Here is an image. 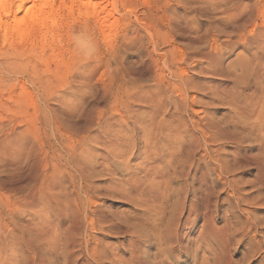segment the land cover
Segmentation results:
<instances>
[{
	"label": "rangeland",
	"instance_id": "1",
	"mask_svg": "<svg viewBox=\"0 0 264 264\" xmlns=\"http://www.w3.org/2000/svg\"><path fill=\"white\" fill-rule=\"evenodd\" d=\"M50 3L56 12L48 16L49 27L45 24L43 29L46 31L22 29L26 36L19 41L14 34L4 35L3 28L14 25L12 9L1 15L0 144L6 138L8 143L14 141L13 147L15 144L17 148L13 151L17 150H0V180L13 186L19 183L26 189L25 173L11 177L2 174L3 160L19 154L20 162L29 164L31 159H26V152L31 151L39 158L49 159L52 171L57 173L52 179L56 184L53 201H61L63 191L77 189V182L72 183L69 178L74 168L68 152L77 149L78 143L66 131L63 120L75 122L76 114L82 117V121L78 118L80 123L93 118V131L86 128L80 136L89 141L94 131L98 134L95 148L102 165L94 179L97 203L107 214L154 229L156 218L163 213L161 218L166 219L177 198L168 191L174 183L162 182L165 191L161 202L146 203L144 200L150 196L146 188L155 186L147 177L145 166L171 179L172 171L160 158L181 149L179 144L187 148V135H203L211 140L200 127L206 119L213 120L234 132L232 135L239 142L212 139L208 147L213 157L204 154L200 161L208 160L207 167L197 171L198 176L208 173L201 191L208 188L209 200L202 202L209 204L206 206L215 227L227 242L222 244V236L217 234L209 251L196 240L201 251L195 257L190 252L181 253L179 264H264V0ZM93 4L99 9L106 6L110 13L95 15ZM104 20L113 26L104 25ZM81 27L95 34L99 48L98 55L87 62L81 61L69 39V33ZM207 54L214 57L209 65L201 58ZM190 77L199 90L192 91L187 85L186 92L183 83ZM223 87L225 91L221 90ZM156 108L155 114L148 117L149 110ZM142 121H150L157 141L144 143L145 133L151 128L143 130ZM186 124L187 134L181 130ZM122 150L125 154H121ZM153 151L158 159L150 153ZM130 187H137L139 194L131 196ZM24 188L7 194L12 197L18 191L23 193ZM38 210V218H32L30 225H38L40 215L51 213ZM197 233L198 230L192 235L182 234L183 243ZM86 242L94 244L97 252L86 249ZM78 243L74 248L77 264H135L130 258L129 235L124 231L84 228L78 234ZM158 252L150 247L145 262H171Z\"/></svg>",
	"mask_w": 264,
	"mask_h": 264
},
{
	"label": "bare ground",
	"instance_id": "2",
	"mask_svg": "<svg viewBox=\"0 0 264 264\" xmlns=\"http://www.w3.org/2000/svg\"><path fill=\"white\" fill-rule=\"evenodd\" d=\"M50 2L51 0H0V22H4L1 19L2 13L8 14L12 9L13 14L12 22L14 25L10 27V29L3 28V30L5 29L4 35L7 36L9 34H14L19 41V39L21 40L25 38L26 34L22 33L25 29L34 28L40 31L43 30L47 18H49L48 16L50 14H53L54 16L56 12L52 11ZM92 7L95 15H98L99 13H110V9L106 6L99 9L97 8V5L93 4ZM103 23L108 27L113 26L112 22H106L104 20ZM199 40L203 41L204 39L201 38ZM257 48L260 47L258 46ZM201 58L206 61L207 65L214 61V57L208 54ZM214 73L219 74L217 70H214ZM174 76L177 75L174 74ZM183 85L186 92L187 85H190L192 91L199 90V87L193 82L191 77L187 79V81H184ZM204 87L207 88V85L204 84ZM221 90L225 91V88L223 87ZM161 92H163L162 89ZM145 102L149 107V101L145 100ZM192 102H194V104L196 103L195 95L192 96ZM198 104L201 105L200 102H198ZM203 104L205 105L204 102ZM243 109L245 108L243 107ZM62 111L64 112V110ZM156 111L157 108L151 112L149 110V114H147L148 117L150 114L154 115ZM63 112H61V114ZM84 113L87 114L86 112ZM52 115L54 116V114ZM76 115L79 119H82L78 114ZM88 117L91 118L90 116ZM78 118L77 121L73 122V119L72 122L70 120L68 123L63 120L66 131L69 135L74 136L78 143L77 149L72 148L68 152L70 163L74 168V173L70 174L69 178L72 183L77 182V189L72 188L68 192L63 191V198L61 201H59L60 198L58 201H53V191L54 188H56V184L52 179L56 177L57 173L52 171L48 158H39L40 156L37 157L36 154L34 155L33 152L29 151L26 152V159H31L29 164L25 161H23V163L25 162L26 164H22L18 153V157L12 156L13 158H10V156L3 160L4 171L2 174L11 177L23 175L25 173L24 175L27 177L26 182L28 186L26 184V189L24 186L22 187L25 189H23V193L19 194L18 191V193L14 195L12 194L11 197L7 194L8 192H14L19 188L22 190L19 183L17 185L14 184L15 186H13L0 180V264H57V262L60 264H77L74 248L79 246L78 234L84 228H88L91 231H97L99 229H108L110 231L112 229L117 232L124 231L128 233L129 246L131 247V251L129 250L131 252L130 258L134 260L135 264H147V261L145 262V260L148 257L147 250L150 247L157 248V250H159L158 254L160 253L159 255L163 253L166 260L169 259L171 261L166 262L167 264H173V262L179 264L182 255L181 253L186 254V252H190L194 257L197 256L198 252L201 251V244H197L196 240H199L200 243L205 245L206 249L210 251L209 246H211V242L215 240L213 237L217 234L220 237L222 231L215 227L214 219L208 208L209 204L206 203L207 207L202 202L208 199V188L201 191L204 179L206 180L209 177L208 173H198L200 175L198 176L197 171H199L200 168L207 167L208 160L200 161L204 154H207L211 158L213 157L211 153L212 151H210L208 147L211 140H218L217 137H219V140L236 143L238 140L236 136L232 135L234 132L228 131V129L220 126L216 121L206 119L205 122H203V126L200 128L207 133L208 138H212L211 140L203 138V135L199 137L194 134L191 136L187 135V140L190 141L187 148L186 145L183 146L182 144H179L181 149L173 150L171 153H167L165 158H160L164 159L166 169L172 171L171 179L163 172L155 171L154 168L148 165L145 166L146 175L149 177L150 182L154 183L153 185L155 187L153 189L146 188V193L150 196H147L144 201L148 204H158L161 202L160 196L165 191V186L161 184L162 182L168 184L170 182L174 183V186L168 187V191L177 198V202H172L168 217L163 220L161 218L163 213H160L159 217L156 218L157 225L153 229L151 226H137L136 222H131L129 220L126 221L122 216L117 217L116 214H114V216L107 214L99 203H97L95 198L98 188L95 184V178L98 167L102 165V159L100 160L98 158L100 155H96L97 151L95 148L98 134L94 131V134L89 141H86L87 137L80 136L83 131H86V128L90 129L96 126L94 123L95 120L92 118L93 122L92 119L88 118L89 120H86L85 123H80ZM83 120H85V118ZM190 120L189 121L192 122V119ZM140 124L143 130L147 129V126H150L151 128L148 129L149 132L145 133V136L147 137L144 141L145 144L158 140V135H155L152 125H150V121H142ZM182 128L183 129L181 130L185 131L187 134L188 125L186 124L185 128L183 126ZM26 138L28 137L26 136ZM13 142L12 144L8 143L5 138V143L0 144V150L5 148V150H8V148H12L11 151L15 153L17 149L13 151L16 146L14 144L13 147ZM214 143H216V141ZM124 147L125 145H123V148ZM123 151L124 150H122L121 154H125ZM150 153H152L153 157L158 159L154 151ZM22 156L24 157V154H22ZM88 156L92 158L86 160L88 159ZM215 159H217V157H215ZM215 169L218 173L221 172L220 168ZM210 171H214V169L209 170V172ZM149 174H151V177ZM59 189L60 192L63 190L61 187ZM136 189L137 187L132 190L131 187L128 189V191H132L131 196L135 197L137 196L135 194H139ZM189 189L191 190L190 195ZM21 190L20 192H22ZM43 204L44 208L42 207ZM38 208L40 211L51 210V213L49 212L50 214L43 217L40 215L39 220L37 221L38 225H30L28 222L31 221L32 218L38 216L35 211L36 209L38 210ZM197 230V237L190 236L186 238L183 243L182 234L192 235V233ZM221 236L222 239L219 238L221 240L220 242L225 245L227 242V240H225L226 237L224 238L223 235ZM93 245H91L90 242H86L85 248L89 249L90 252L94 254L97 252V249L96 246ZM160 247L163 248V252H160ZM223 249L225 248L223 247ZM152 256L155 258L156 255L154 254ZM212 262H214V259ZM155 263L158 264L157 262ZM207 263L209 264V262Z\"/></svg>",
	"mask_w": 264,
	"mask_h": 264
},
{
	"label": "clouds",
	"instance_id": "3",
	"mask_svg": "<svg viewBox=\"0 0 264 264\" xmlns=\"http://www.w3.org/2000/svg\"><path fill=\"white\" fill-rule=\"evenodd\" d=\"M71 47L82 62L94 59L99 52L95 34L87 27L75 29L69 33Z\"/></svg>",
	"mask_w": 264,
	"mask_h": 264
}]
</instances>
